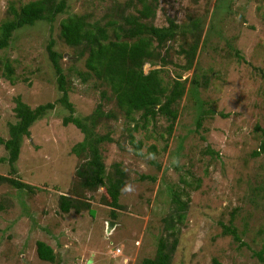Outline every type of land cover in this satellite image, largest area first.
Listing matches in <instances>:
<instances>
[{
  "label": "rangeland",
  "instance_id": "rangeland-1",
  "mask_svg": "<svg viewBox=\"0 0 264 264\" xmlns=\"http://www.w3.org/2000/svg\"><path fill=\"white\" fill-rule=\"evenodd\" d=\"M31 1L0 0V23L10 6L18 9ZM66 5L51 24L38 22L14 32L8 47L0 50L3 140L8 138L7 125L15 122L16 98L32 109L54 103L22 138L13 173L0 146V175L31 189L16 190L0 182V264H50L36 257V241L52 249V264L59 263L62 248H66L63 264H142L153 259L160 239L168 246L174 238L169 264H262L254 253L264 252V154L252 158L250 153L264 131V0L157 1L155 18L145 21L155 27L166 26L167 18L180 30L190 20L201 21L190 69H183L185 59L177 51L191 40L178 30L164 44L168 63L142 67L143 74L160 68L167 88L175 80L183 82L184 94L173 107L176 119L170 133L162 117L141 128L139 113L130 123L113 101L100 100L99 93L105 89L108 95V88L93 78L80 82L74 70H85L84 56L75 59V49L58 37V23L67 15L86 14L88 22L102 23L117 6L123 16L134 15V6L140 8L138 0H67ZM49 41L61 55L72 115H88L97 104L104 112L114 111L116 119L101 121L95 132L109 133L112 139L99 146L105 176L113 180L115 169L123 173L117 209L107 205L105 181L91 191L79 186L75 171L86 158L71 149L83 135L71 124L62 125L68 112L56 102L60 93L45 50ZM5 62L13 84L6 79ZM199 109L206 114L196 128ZM130 138L139 145L138 156ZM172 192L185 203L181 222L174 223V238L164 230V221L175 215ZM60 196L79 205L80 213H61ZM222 225L234 227L238 241L223 235Z\"/></svg>",
  "mask_w": 264,
  "mask_h": 264
},
{
  "label": "trees",
  "instance_id": "trees-1",
  "mask_svg": "<svg viewBox=\"0 0 264 264\" xmlns=\"http://www.w3.org/2000/svg\"><path fill=\"white\" fill-rule=\"evenodd\" d=\"M158 0H138L139 9L131 6L135 14L123 16L120 7H115L112 16L105 14L103 22H88L89 15L81 14L67 15L58 23V37L68 47L74 48L75 59L84 56V69L74 70L80 82L85 83L93 78L98 86L108 88L109 94L103 90L99 93L100 100L105 102L113 101L116 109L122 114L127 122H133V115L139 113V118L144 128L150 120L162 117L167 121V131L170 133L175 119V105L184 94L183 82L173 81L172 86L167 88L163 85L159 76V69L149 70L146 74L142 72V66L147 63L149 66L159 63L165 65L168 63V53L164 49V44L174 39L177 30L181 35H189L190 42H184L185 47L178 48L177 54L185 59V67L190 69L192 60L198 44L200 24L198 20H190L185 29L180 30L174 21L166 19V26L155 27L151 22L155 17V9ZM195 1V0H194ZM67 0H34L28 2L18 9L10 6L7 10L8 16L0 23V50L8 47L12 34L26 27H31L35 23L45 22L51 24L57 15L63 14L66 8ZM126 6L130 7L129 3ZM109 15V17H107ZM105 18H107L105 20ZM47 58L51 64L55 75L56 89L60 93L57 103L67 110L68 115L62 118V125H73L83 135L81 142L72 147V152L79 156L85 154L86 161L78 170L75 176L79 180L80 188L91 191L107 183L109 190L108 207L117 209V197L119 189L123 185V173L119 169L114 172L117 176L111 180L105 176L104 166L99 153V146L103 143H112L109 133L97 135L96 125L101 121L115 120L114 111H103L101 104H97L93 111L85 116H73V108L67 100L66 78L60 67L59 59L61 55L53 50V42L49 41L45 47ZM5 76L10 84L14 80L9 76L12 72L9 63L3 64ZM195 88L197 83L194 79L191 81ZM204 85L206 83L204 82ZM13 114L14 123L7 125L8 138L3 140L0 137V146L7 152V163L10 173H13V164L17 160L19 148L23 137L29 136V127L38 119L43 117L46 112L54 108V103H45L35 108H29L21 102L19 98L15 99ZM195 118L196 128H199L205 111L199 109ZM136 125L132 129H136ZM262 136L257 148L250 153L252 158L264 154V131H260ZM129 143L133 147V153L139 155V145L134 144L132 138ZM209 152V151H208ZM3 160L0 159V163ZM0 182H6L16 190L30 191V187L16 180L15 178L3 177L0 175ZM183 185L186 183L179 179ZM172 203H174L175 215L169 216L164 221V230L168 231L169 236H174V223H180L185 209V203H182L172 192ZM86 208V205H83ZM58 209L66 214L70 210L78 214L79 205L64 196L59 197ZM114 218L113 213H110ZM231 217L233 214L230 215ZM231 221V219H229ZM222 234L230 235L233 240L238 241L237 233L234 227L222 225ZM174 238V237H173ZM176 245V239L167 246L160 239L157 242L153 259H145L142 264H169L171 252ZM35 255L44 262L52 264L55 260V254L52 249L41 241L35 242ZM263 250L254 255L258 261L264 264ZM59 262V261H58ZM57 263V262H56Z\"/></svg>",
  "mask_w": 264,
  "mask_h": 264
},
{
  "label": "water",
  "instance_id": "water-1",
  "mask_svg": "<svg viewBox=\"0 0 264 264\" xmlns=\"http://www.w3.org/2000/svg\"><path fill=\"white\" fill-rule=\"evenodd\" d=\"M110 227H111V224L109 223V225H107V230H109L110 229ZM62 250H64V249H62ZM60 251V255H61V260H60V263L59 264H62L63 263V261H64V257H63V251Z\"/></svg>",
  "mask_w": 264,
  "mask_h": 264
},
{
  "label": "clouds",
  "instance_id": "clouds-1",
  "mask_svg": "<svg viewBox=\"0 0 264 264\" xmlns=\"http://www.w3.org/2000/svg\"><path fill=\"white\" fill-rule=\"evenodd\" d=\"M143 67V66H142ZM111 209V208H110ZM35 245V244H34ZM34 248H35V246H34ZM62 249H64V250H62ZM62 249H60L59 251H58V253L60 254V251L62 250L63 251V257H64V251H66V248H62ZM61 256V255H60ZM61 260V259H60ZM60 260H59V263H60ZM64 260H65V257H64ZM64 262V261H63ZM58 263V264H59ZM63 264V263H62Z\"/></svg>",
  "mask_w": 264,
  "mask_h": 264
},
{
  "label": "bare ground",
  "instance_id": "bare-ground-1",
  "mask_svg": "<svg viewBox=\"0 0 264 264\" xmlns=\"http://www.w3.org/2000/svg\"><path fill=\"white\" fill-rule=\"evenodd\" d=\"M107 231H110V229H109V230H107Z\"/></svg>",
  "mask_w": 264,
  "mask_h": 264
}]
</instances>
